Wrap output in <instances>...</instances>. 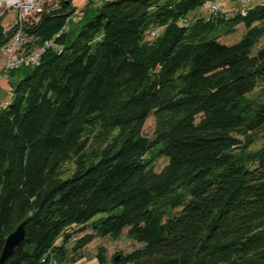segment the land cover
I'll use <instances>...</instances> for the list:
<instances>
[{
	"label": "trees",
	"instance_id": "obj_1",
	"mask_svg": "<svg viewBox=\"0 0 264 264\" xmlns=\"http://www.w3.org/2000/svg\"><path fill=\"white\" fill-rule=\"evenodd\" d=\"M204 2L106 0L81 13L60 0L27 21V46L61 49L9 74L0 253L26 224L4 264H75L124 230L142 246L111 258L101 246L97 264H264V141L251 148L264 132V1L229 17H203ZM240 25V40L218 41Z\"/></svg>",
	"mask_w": 264,
	"mask_h": 264
},
{
	"label": "built area",
	"instance_id": "obj_2",
	"mask_svg": "<svg viewBox=\"0 0 264 264\" xmlns=\"http://www.w3.org/2000/svg\"><path fill=\"white\" fill-rule=\"evenodd\" d=\"M229 2L230 0H205L200 10L203 17L220 15L229 17L234 14V11L229 7ZM236 2L239 4V13L245 15L247 12L246 5L249 0H236ZM59 4L60 0H0V21L10 10L16 11L13 24L9 28L4 29L6 32L10 28H14V31L10 42L1 48V51L6 55V61L4 68L0 70V79L9 78V74L19 68L38 65L47 49H61L52 39L31 47L27 46L28 37L25 28L27 21L34 18L38 13L44 10L51 11L58 7ZM77 19H79V16L74 12L69 16L67 23L69 24ZM182 22L187 24V18H184ZM65 28H67V25ZM155 34L154 31L150 32L151 36Z\"/></svg>",
	"mask_w": 264,
	"mask_h": 264
},
{
	"label": "rangeland",
	"instance_id": "obj_3",
	"mask_svg": "<svg viewBox=\"0 0 264 264\" xmlns=\"http://www.w3.org/2000/svg\"><path fill=\"white\" fill-rule=\"evenodd\" d=\"M16 11L10 10L2 19H1V25L5 28H9L14 20H15ZM82 25V23H72L70 26L69 34H68V42L73 41L75 38L79 27ZM162 32V29H156V33L159 34ZM244 30L242 28H237L235 31L230 32L229 34L223 33L222 29L219 30L218 41L222 44L230 45L242 37ZM264 44V37L260 40V43L256 46V49L260 48ZM6 61V55L0 51V70L4 68V64ZM4 88L0 89V102L3 98H7L8 94L6 91H3ZM264 89V85L260 88L256 89V92H259L260 90ZM155 131V119L153 114H151L148 119L146 120L144 127H143V134L148 137H153ZM264 132L260 133L259 136L255 137V142L252 144L251 148L256 149L261 146V144L264 141L263 135ZM167 163V159L163 157L157 158L155 161V170L161 171L165 164ZM116 212V210L114 211ZM108 216V213H100L98 214L97 218H104ZM104 247L107 251L108 257H112L113 255L117 253H128L134 250L135 248H138L142 246L141 243L131 240L126 236V230L123 231L121 236L118 239H114L112 237H99L93 240L83 251V257L78 260L75 264H89L91 260L94 258V256L97 254V250L99 247Z\"/></svg>",
	"mask_w": 264,
	"mask_h": 264
},
{
	"label": "crops",
	"instance_id": "obj_4",
	"mask_svg": "<svg viewBox=\"0 0 264 264\" xmlns=\"http://www.w3.org/2000/svg\"><path fill=\"white\" fill-rule=\"evenodd\" d=\"M92 1V0H73V7L75 8V12H80L83 13L82 11H84V9L87 8L86 12L88 10H90L91 8H95L96 6H99L103 1L106 0H93V2H91L88 6V2ZM264 0H249V2L247 3L249 6H255L261 2H263ZM237 6V2L236 0H231L229 2V7L230 8H235ZM237 28H242V26H238ZM10 78H2L0 79V89L4 88L3 91H6L8 96L7 98H3L2 101L0 102V108L4 107V105L7 103V101L10 100L11 98V92H10ZM98 260L96 255L94 256V258L91 260V262L89 264H97Z\"/></svg>",
	"mask_w": 264,
	"mask_h": 264
},
{
	"label": "water",
	"instance_id": "obj_5",
	"mask_svg": "<svg viewBox=\"0 0 264 264\" xmlns=\"http://www.w3.org/2000/svg\"><path fill=\"white\" fill-rule=\"evenodd\" d=\"M25 224L26 221L19 223L15 229L10 232L4 242L0 253V264H4L8 258L14 253L16 247L20 246L25 239ZM118 257H116V260Z\"/></svg>",
	"mask_w": 264,
	"mask_h": 264
}]
</instances>
